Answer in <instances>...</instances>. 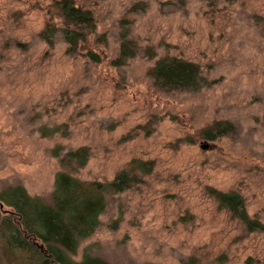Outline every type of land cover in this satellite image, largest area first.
Segmentation results:
<instances>
[{"label": "rangeland", "instance_id": "rangeland-1", "mask_svg": "<svg viewBox=\"0 0 264 264\" xmlns=\"http://www.w3.org/2000/svg\"><path fill=\"white\" fill-rule=\"evenodd\" d=\"M54 1L0 0V190L21 185L49 204L57 172L105 183L125 171L133 181L106 195L73 261L264 264V231H249L211 194H238L264 225V0H162L158 14L151 0H73L94 15L84 51L99 61L68 55L65 41L33 52L32 29L59 22ZM124 28L137 53L114 65ZM164 57L197 64L200 85H156L150 71ZM80 147L83 167L63 162Z\"/></svg>", "mask_w": 264, "mask_h": 264}, {"label": "trees", "instance_id": "trees-1", "mask_svg": "<svg viewBox=\"0 0 264 264\" xmlns=\"http://www.w3.org/2000/svg\"><path fill=\"white\" fill-rule=\"evenodd\" d=\"M54 16L42 29L48 41L59 32L66 43L68 55H79L90 61H99V53L85 49L84 44L95 33L96 22L91 10L80 7L73 0L53 2ZM120 48L114 65L123 64L137 53V46L124 28L120 35ZM150 74L156 85L166 89H196L201 81L197 64L177 57H164L156 61ZM89 156L88 148L67 151L63 162L83 167ZM143 173L150 171L149 163L134 161ZM133 180L125 171L110 182L82 181L67 172H57L51 203L38 196H30L21 185L6 186L0 190V262L3 264H110L98 257L84 255L75 262L78 244L98 228L99 216L106 206L108 193H119ZM221 208L238 218L249 231H264V225L249 219L242 198L235 193L211 191ZM1 208V207H0Z\"/></svg>", "mask_w": 264, "mask_h": 264}, {"label": "snow or ice", "instance_id": "snow-or-ice-1", "mask_svg": "<svg viewBox=\"0 0 264 264\" xmlns=\"http://www.w3.org/2000/svg\"><path fill=\"white\" fill-rule=\"evenodd\" d=\"M162 2V0H151V3L153 5L152 7V12L154 14H158L159 11V5ZM204 2V0H191V3L193 5H201ZM245 0H235V3L233 4L234 7H242L244 4ZM247 3L249 4H254L255 0H247ZM221 7L224 6V3L221 2L220 4ZM32 44H33V52L36 53L37 55L39 54V52L44 49L45 47H47L48 45L45 43L46 37L44 36V34L42 32H40L39 29H32ZM261 33H262V39H264V25L261 26ZM135 35V34H134ZM48 43H53L55 44V46L57 47V49L59 51L63 50L64 47V37L62 35H57L55 40H50L48 41ZM111 47L113 50L117 49L118 47V36L114 33L113 34V38L111 41ZM261 52L264 53V46H262L261 48ZM10 54V53H8ZM237 55H240V59L244 60L245 56L248 55L247 53L241 55L239 52V49H237ZM6 56V53L4 51L3 48H0V60L4 59ZM250 68H255L254 64H249ZM262 67H264V65H262ZM249 75L251 73H248ZM253 88H257L256 84L252 85ZM258 92L259 95L264 97V80L261 81V83L258 86ZM25 114L28 115L30 118L33 115V110L28 109L27 105L25 106ZM59 138L56 137L55 138V142H58ZM264 206V205H262Z\"/></svg>", "mask_w": 264, "mask_h": 264}, {"label": "water", "instance_id": "water-1", "mask_svg": "<svg viewBox=\"0 0 264 264\" xmlns=\"http://www.w3.org/2000/svg\"><path fill=\"white\" fill-rule=\"evenodd\" d=\"M0 207H1V205H0Z\"/></svg>", "mask_w": 264, "mask_h": 264}]
</instances>
